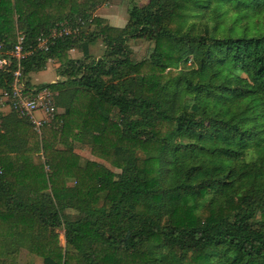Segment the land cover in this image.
I'll use <instances>...</instances> for the list:
<instances>
[{
	"label": "trees",
	"instance_id": "trees-1",
	"mask_svg": "<svg viewBox=\"0 0 264 264\" xmlns=\"http://www.w3.org/2000/svg\"><path fill=\"white\" fill-rule=\"evenodd\" d=\"M105 1L0 0L8 46L84 19L21 61L27 76L59 60L38 87L60 123L0 112V264L22 246L43 264H264V0H148L122 26L94 14ZM132 38L151 50L134 58Z\"/></svg>",
	"mask_w": 264,
	"mask_h": 264
},
{
	"label": "built area",
	"instance_id": "built-area-1",
	"mask_svg": "<svg viewBox=\"0 0 264 264\" xmlns=\"http://www.w3.org/2000/svg\"><path fill=\"white\" fill-rule=\"evenodd\" d=\"M83 22V18H78L74 23L70 20L56 22L48 30L40 32L31 45L25 43L24 36L20 33L17 34L15 41L10 46L6 45L0 36V69L8 70L11 61H15V68L11 70V83L9 88L0 91L1 98L19 116L30 120L38 130L42 123H52L58 112V107L53 102L49 88L27 85L21 61L31 51L35 49L48 50L57 38L77 32Z\"/></svg>",
	"mask_w": 264,
	"mask_h": 264
},
{
	"label": "rangeland",
	"instance_id": "rangeland-1",
	"mask_svg": "<svg viewBox=\"0 0 264 264\" xmlns=\"http://www.w3.org/2000/svg\"><path fill=\"white\" fill-rule=\"evenodd\" d=\"M148 0H106L102 4L96 7L94 14L104 18L106 22L112 25L122 26L125 24V21L128 16V10L132 3L143 4ZM264 20V17L262 18ZM93 24L90 26L93 28ZM153 42L141 39V38H132L129 40V46L132 48V55L136 59H140L145 56L152 48ZM104 48V44L101 40V37H98L96 41L92 42L89 47L90 53L94 55L101 54ZM68 55L72 57H78L81 55V52L77 48H70L68 50ZM59 65V60L53 59L48 60L45 68L38 71H31L26 78H29V84L33 87L38 86L40 83L53 82L58 78L59 73L57 71V66ZM10 110V105L3 101L0 93V112H8ZM62 110L61 107H58V112ZM58 121L57 123H55ZM59 120L54 119L52 124L58 125ZM74 150L80 153L83 156L89 157L105 163L107 166L112 168L114 171H118L117 168L113 167L106 160L95 156L91 153L90 145L86 141H74ZM72 179H68V183H72ZM103 209V200L100 198L93 206L92 209H67L69 212L68 219L76 221L79 219H92L96 214L100 213ZM59 240L62 245H65V238L63 235V229H58ZM17 260L21 264H43L42 258L36 254L31 253L25 246H22L17 251Z\"/></svg>",
	"mask_w": 264,
	"mask_h": 264
},
{
	"label": "crops",
	"instance_id": "crops-1",
	"mask_svg": "<svg viewBox=\"0 0 264 264\" xmlns=\"http://www.w3.org/2000/svg\"><path fill=\"white\" fill-rule=\"evenodd\" d=\"M126 20H127V19H126ZM125 22H126V21H125ZM60 78H62V77L59 75L58 78L55 79V81L58 80V79H60Z\"/></svg>",
	"mask_w": 264,
	"mask_h": 264
}]
</instances>
